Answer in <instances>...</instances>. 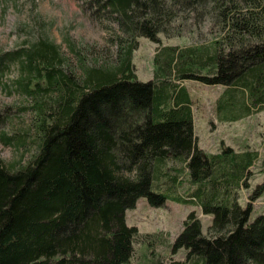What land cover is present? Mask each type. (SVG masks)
I'll return each mask as SVG.
<instances>
[{"label":"trees","instance_id":"obj_1","mask_svg":"<svg viewBox=\"0 0 264 264\" xmlns=\"http://www.w3.org/2000/svg\"><path fill=\"white\" fill-rule=\"evenodd\" d=\"M96 2L118 25L114 57L82 54L74 68L44 29L0 54V82L15 68L4 89L21 93L27 103L18 108L32 112L28 126L0 134L28 152L0 157V264L128 263L141 238L125 213L140 197L158 207L166 200L195 204L211 215L204 234L190 211L172 242L173 252L186 250L188 262L264 264V213L250 220L264 178L245 206L237 201L258 154L228 146L204 152L181 83L223 85L220 120L262 108L264 0ZM192 19L213 21L218 37L162 45L152 79L138 80L137 38L159 43L160 35L182 32L175 23ZM9 108L0 118L8 119Z\"/></svg>","mask_w":264,"mask_h":264},{"label":"rangeland","instance_id":"obj_2","mask_svg":"<svg viewBox=\"0 0 264 264\" xmlns=\"http://www.w3.org/2000/svg\"><path fill=\"white\" fill-rule=\"evenodd\" d=\"M194 19L175 23L181 27L180 34L170 37L160 35V42L155 43L146 37H138V46L133 51L132 63L136 78L148 81L154 76L157 62L154 55L162 45H186L209 43L218 37L213 21ZM45 30L49 39L67 57L72 67L76 68L78 57L82 54L87 59L114 57L116 50L115 36L119 33L118 25L106 11L98 9L96 0H0V54L20 47L25 41H31L36 31ZM180 31V30H178ZM0 82V113L4 107H10L6 113L8 119L0 118L1 131L25 128L30 124V109H19L18 105L27 103L17 91L8 92L3 82L10 83L16 76L15 68H10ZM192 98L194 133L201 149L206 153L219 152L223 146L235 151L257 152V158L249 166L245 182L238 189V203L245 206L249 193L264 178V106L250 108V114L237 120H220L217 117V98L224 90L223 85L205 84L193 79H184ZM10 119V120H9ZM28 152L22 146L4 143L0 139V157L12 160ZM250 215L264 213V193L253 202ZM194 211L200 222V229L207 234L211 215L203 214L195 204L178 203L166 200L163 206H151L145 197H140L133 209L125 213L126 223L136 226L139 238L134 243V253L125 264H191L183 248L173 252L172 242L183 228L184 220L190 211ZM155 239L147 243L144 239ZM193 264V263H192Z\"/></svg>","mask_w":264,"mask_h":264},{"label":"crops","instance_id":"obj_3","mask_svg":"<svg viewBox=\"0 0 264 264\" xmlns=\"http://www.w3.org/2000/svg\"><path fill=\"white\" fill-rule=\"evenodd\" d=\"M188 92H189V91H188ZM188 96H189L190 100H192V98H191L190 94H188Z\"/></svg>","mask_w":264,"mask_h":264}]
</instances>
